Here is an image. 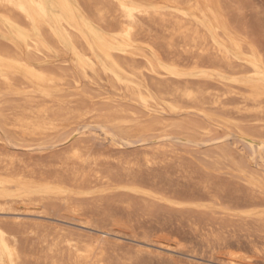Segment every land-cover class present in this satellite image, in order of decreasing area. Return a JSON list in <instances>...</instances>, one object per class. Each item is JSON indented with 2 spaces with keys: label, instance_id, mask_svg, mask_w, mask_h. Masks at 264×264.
<instances>
[{
  "label": "bare ground",
  "instance_id": "6f19581e",
  "mask_svg": "<svg viewBox=\"0 0 264 264\" xmlns=\"http://www.w3.org/2000/svg\"><path fill=\"white\" fill-rule=\"evenodd\" d=\"M80 1L93 11L91 16L79 5ZM232 36L211 0H0V215H18L17 203L33 201L34 197L51 207H60L61 212L76 215L79 210L73 201L79 200L81 204L82 199H90L94 194L97 198L108 193L113 196L114 183L128 182L141 167L150 175L156 171V176L159 170L164 175L160 172L162 177L137 181L149 174L141 171L144 176H140L139 171L140 177L129 182L137 186L136 194L145 207L158 205L168 193H174L172 175H167V169L176 165L174 171L186 173L188 163L190 166L194 160L191 151L177 153L176 141L202 147L235 134L243 147L250 150L251 157L255 156L254 168H249L251 165L244 157L235 158V162L223 145L219 149L218 143V149L199 152L200 157L196 158L201 162V174H230L244 182L251 194L243 202L238 197L241 205L237 207V200L232 201V194L224 193L228 189L225 186L224 190L221 182L223 186L217 194L211 195V190H215L211 182L214 175L209 186L201 181L207 199L198 208L204 215L217 218L227 214L254 217L264 227V62L240 37L237 40ZM91 131L108 134L119 140L121 146H135L140 151L125 160H116V154L113 159L112 155L95 153L86 140ZM29 141L50 150H64L62 167L54 170L46 165L54 170L51 174L49 169H42L43 172L36 165L41 172L26 170L16 152L24 148V143L26 149ZM57 153L61 157L60 151ZM51 156L53 161V153ZM23 161L26 165V159ZM103 164L119 168V180L116 174V179L111 175L113 180L103 174ZM227 167V172L222 171ZM97 185L112 189L96 191ZM23 188L36 193L25 198L18 196L16 192ZM45 212L48 214L49 207ZM120 224L122 227L123 223ZM89 225H84L91 231L90 242L84 249L76 248L70 243L72 240L67 241V248L74 251L66 254L65 263H60L56 261V248L50 244L46 264H99L102 258L97 253L105 250L106 235L114 237L113 242L126 238L127 232L121 235L120 229L118 233V229L100 230L97 224ZM9 227L0 228V264H26L22 243L16 230L12 232ZM139 227H127L132 235L142 236L133 239L139 252L159 256L173 251L169 244L175 236L168 244L161 235Z\"/></svg>",
  "mask_w": 264,
  "mask_h": 264
},
{
  "label": "rangeland",
  "instance_id": "374dc122",
  "mask_svg": "<svg viewBox=\"0 0 264 264\" xmlns=\"http://www.w3.org/2000/svg\"><path fill=\"white\" fill-rule=\"evenodd\" d=\"M211 1L214 4V6L217 10V13L219 14V17L223 21V24L227 28L229 34L231 36L233 35L232 37H234V38L237 37L236 38L237 40H240V38H241L240 41H243L248 48L255 50L253 52L255 53L256 56L258 55L257 58H259L260 62L261 63L264 62V0H211ZM79 5L84 7L83 9L86 8L87 10L86 9L85 10L87 11V13H89L88 16H91L90 14L93 13V11L91 9H89L87 6H84V4H82V1H80ZM217 5H218V7H216ZM218 10H219V12H218ZM238 37H240V38H238ZM243 121H244V123L247 122L246 119H244ZM230 131H233V130H230ZM232 134H233V132H232ZM234 135L232 136V138L231 137L221 138L223 140L218 139L215 142L205 144V146L204 145L202 147L200 146L201 148L199 146H195V145H191V144L186 145V144H183L181 142L176 141L177 143L176 142L174 143V146L176 148L175 147L174 148L179 149V151L177 150L178 154H184L185 152L189 153L190 151H191V154L193 153L192 155L194 156V160L190 163V166L188 163V165H187L188 169L186 172V173H190V174H188V176L190 175L191 177L187 178L186 173H182V172L180 173L179 172L180 174L184 175L182 177V175H180L178 173V169L174 171L173 169H176L175 168L176 165H173L172 169L171 168L169 170L167 169V171H168L167 175L169 173L172 175V177L170 176V178L173 179L172 182L174 184H172L173 186H172L171 190L174 193H171V192H170V194L168 193L165 197L164 202L158 203V205L154 204V205H156V207L153 204L151 205L150 203H149L150 205L147 203L146 205H149V206L145 207L144 206L145 204H143L142 201H140L141 199H139L138 195L136 194L137 186H135L129 182L133 181L134 179L136 180V178L138 179L140 176H144L145 173H147V174L149 173L148 178L146 177V174H145L144 179H143V177H140L141 179H138L137 181L146 182L145 180H147V179L150 180V177L154 176L157 178V175L162 177V175H163L162 171L159 170V173L161 172L162 175L161 174L159 175V173L157 172L158 174H156V176H155L156 171H154V173L152 172L150 175V172H147L144 169V167H141L142 170L139 169L138 171L134 172L135 174L133 173V177L130 176L131 180H129L128 182L122 181L120 183V181H119L118 184L114 183L113 188L116 189V191H115L116 193L113 196H112V194L110 195L108 193V194L101 196V198H100V196H98V198H100V199H98L97 196H95L96 194H94V195H91L90 199H86L87 201L82 199L83 202L81 200V204L78 202L79 200L73 201V203H74L73 206H76V209L79 210V211H77V213L78 212L80 213L82 211L81 214L75 213L77 216L72 215L71 213L66 212L64 210L61 212V210L59 209L60 207H58V206H54L55 209H53L54 207H51L49 204L47 205L46 203L40 202L34 197L33 201H28V199H27V201H24L22 203L21 202L17 203L15 214L18 213V215H0L1 216L0 220L6 221L4 223L2 222L3 225H2V223H0V228H6V230H7V227H9L8 224H10L12 226H10L8 230H12V232H14L16 230L15 231L16 236L19 239L20 243H22L20 245H21V249L23 248L22 252L26 257V264H27V262L29 264H40V263L46 264V262L48 261V258H46V257L50 256L49 255L50 252L47 249L48 246L50 247V244H51V246L54 247V249L56 248L55 249V253H56L55 256H57V259H58L57 260L55 257L56 261H58L60 263H62V262L65 263L66 262V256H68L69 254H73V251H74V248H71V250H69V248H67V246H68L67 241L72 240L70 242L72 245H75L76 248L84 249L85 246L90 242V240H88V238L90 235L89 232H91L90 230H87V228H85L84 225H89L92 222L94 225L97 224V228H100V230H110V229L116 230V229H118V230H116V232H118L120 229L121 232H123V233H121L119 231L121 235H124L127 232L125 234L126 238H122V239L120 238L119 239L120 242L119 241L113 242L115 240H114V237H112V236L106 235V238L105 239L103 238L104 239L103 250L105 248V250H104L105 252L101 251V252L97 253V257H99L100 259L102 258L101 259L102 263H99V264H107V263L108 264H116V263L117 264H186V263L187 264H264V227H262V225H260V223L255 222L254 217L240 218L237 214H234V215L227 214V215L220 216V218L218 216V218H217V217H213L210 214L204 215L200 211V209L198 208V205L207 199V196L205 197V195H204V186H203L204 183H205V185L209 186V184H211V182H213L212 185L214 184L213 189L215 188V190H211L212 189L211 188L212 185H211L210 190H211V192H213V193H211V195L217 194L216 193L217 189L219 187H222L224 184V187H223L224 190L226 187L229 190V192H227L228 190L226 189L227 191H225L224 193L228 194V195L232 194V196L234 197V199L232 201L237 200V202H238V203H236V204H238L237 207L241 205L240 201L242 200L241 202H243V200L245 198H247L245 196H248L250 193L249 189L246 186H244L245 185L244 182L239 181L238 179H236L237 180V182H236V180L230 174L224 175V176H222L223 174L222 175L220 174L218 176L216 172L212 173V176L216 175L213 177V179L216 182V183H214V180L211 181V179H212L211 175L210 176L208 175L209 177H206L205 174H201L203 172H201L199 169V166L201 165V162L197 159L198 157H200L199 152H200V154H201V152H211L212 150H215L216 148L218 149L219 144H221L219 146V149L220 148L222 149V147H223V150L230 152L234 159L235 158L240 159V157L242 159L245 158L244 160L246 161V163H250V165H251L249 168L250 169L254 168L253 161L255 160V156H253L254 158L251 157L252 154H251L250 150H248L247 148H244L242 143L239 142V140L236 139L237 137ZM86 137H87L86 140L87 141L89 140L88 144L91 146V148L93 149V151L95 153H96V151L97 152L99 151L100 153H102V155L104 153V156L105 155H107V156L112 155L110 157H113V159H114L113 154L114 155L116 154L115 155L116 160L118 157H120V158H118V160L119 159L125 160L127 158L131 159L132 154H133V158H134L137 155L136 152H138V150L140 151V149H136L135 146H126V145L121 146L122 143L119 140H117L118 141L117 142L115 138L109 136L108 134H104L103 132H100V131L88 132ZM224 141H226V142H224ZM34 142L35 141H31V143H30V141H29V143L27 142L28 144L26 143L27 144L26 149H25V143H24V146H22L24 148H20L16 152L18 154L17 158L21 162V166H25L26 170L32 169V170H36L38 172H41L43 170L45 171V169H49L48 170L49 172L47 170L46 171L50 174L55 169L57 170V167H59V166H60L59 168L62 167L63 162H61V161H63V160H61V159L64 156V153H65L64 150H60V149H57L56 151H54V149L50 150L48 148H44L42 145L41 146L39 144L36 145V143H34ZM217 143H218V145H217ZM222 143H224V144H222ZM93 146H94V148H93ZM193 146H195L196 148ZM117 148L120 150V152H122V154L119 152V150ZM197 148H199V149H197ZM116 150H118V153H116ZM185 150H187L188 152ZM58 151H60L61 157L60 156L58 157V153H57ZM182 151H184V152H182ZM51 153H53V156H54L53 158H54V160L56 159L55 161L54 160L52 161ZM54 153L55 154L57 153V155H55ZM239 154H241V155H239ZM45 156L46 157L49 156V157L46 158ZM126 156H127V158H126ZM21 158H23V160L26 159V165H28L29 168H28V166L25 165V161L21 160ZM251 158H252V160H251ZM197 160H198V163H197ZM27 161L29 163H27ZM234 161L237 162L236 159ZM42 163H43V166H42ZM35 165L38 168H40L41 171H40V169H37ZM46 165H48L49 167L51 165L50 168L54 169V170H50V168L47 167ZM106 165L103 164L101 166L102 170L100 168V171L103 174L110 176V179L112 177H113V179L114 178L116 179L118 177L119 172L121 174V171H119L118 170L119 168H116V166L109 165V164H108V166H106ZM103 167L105 168V170ZM227 169H228V167L225 169L223 168L222 171L224 170L225 172H227ZM197 170H198V172H197ZM139 171L140 172L146 171V172H144V174H143V172H141L143 174L142 175L141 173H139ZM106 172L107 173L111 172V173L107 174ZM115 172H117V173H115ZM256 172H257V174L258 173L260 174L261 171L257 169ZM138 173L140 174L139 177L137 176ZM113 174H116L117 177ZM176 174L178 176L180 175L182 178L180 176L176 178V176H177ZM111 175H113V176L111 177ZM184 177H186V178H184ZM219 177H221V178L223 177L224 179H221ZM119 178L120 177H118V180H119ZM178 178H180V179H178ZM202 178L205 180L203 181ZM113 179H111V180H113ZM207 180L209 182L210 181L211 182L208 183ZM201 181L203 182V184ZM221 182L223 184H221ZM206 183H208V184H206ZM233 184L236 186H234ZM244 187H245V189H244ZM98 188H99V190H97ZM101 188L112 189L110 186L105 187V186H100V185L95 186L94 189L96 191H100ZM231 189H233V191ZM246 189H248V190H246ZM230 192H233V193H230ZM16 193L18 194V196L25 198V196L33 195L36 192L33 190H30V189H27V188H23V189H20L19 191H17ZM184 195H185V197H184ZM189 197H190V199H189ZM238 197H240L241 199H239ZM105 199H107V200H105ZM192 199H194V200H192ZM238 199L240 201H238ZM90 200H91V202L89 203ZM121 201H122V204H120ZM41 204H42V207H41ZM124 204H125V206H124ZM77 205H79V208H77L78 207ZM115 205H116V208H115ZM185 206H186V208L188 207L189 209L188 208L186 209ZM190 206H191V208H190ZM23 207H26V209ZM48 207H49V212L47 214V212H45V210L47 211ZM147 207H149V208H147ZM43 208H44V213L42 212ZM242 209L247 210L248 208H246V209L242 208ZM237 210L239 211V208ZM54 211L57 213H55ZM59 212H61V213H59ZM58 213L61 215L63 213L64 217H63V215L61 216ZM65 214H67V216ZM85 214L88 218L90 217L89 219H92V218L93 219L91 221L88 220V218L85 216ZM58 215L61 217H59ZM14 216H16V217L13 219ZM74 216L76 217V219L72 220L74 218ZM68 217H71L72 219L68 218ZM84 217H86V218L84 219ZM108 217H110V218H108ZM97 218H99V219L97 220ZM82 219H84V220H82ZM103 219H104V222L100 221ZM75 220H79L80 223H78ZM86 220L90 221V223L88 221L86 222ZM110 220H114V221L112 222ZM14 221H16V223ZM99 221L103 222V223L101 224ZM10 222H12V223H10ZM27 223L29 225H27ZM114 223L116 226H114ZM120 223H123V225H125V227H123V225H122V227H120L121 226ZM124 223H127L130 226H131V224H133V226L136 225V228L139 227V225H140L139 228H141V229L151 231V233H155L157 235L159 234L163 237L162 241L166 242L168 244L171 241L172 236L173 237L175 236L173 238L175 240L172 239V241L169 244L170 248L173 251H169V252L165 251L164 254H159V256L147 254V253L142 252V251L139 252L140 248H138L137 243L135 241H133V239L139 240L142 238V236L135 234V236H136L135 237L134 234L132 235L128 230V228L130 226H127ZM5 224H7L6 225L7 227L5 226ZM35 224H36V227H35ZM39 224H42V225L38 226ZM93 224H90L89 226H92ZM118 224H120V225L117 226ZM94 225L92 227H96ZM103 225H104V227H102ZM23 229H25L26 232H23L22 231ZM28 229H29V231H27ZM122 229H124V230H122ZM164 229L167 231L169 229V231H172L173 233L164 231ZM194 230H195V232H194ZM211 231H214V232L211 233ZM23 233L26 236V238L24 237ZM25 233H27V234H25ZM56 233H58V234L55 235ZM60 233H61V235H60ZM63 233H65L66 235ZM17 234H19V235H17ZM31 234H33V235H31ZM62 234H63V236H62ZM69 234L72 236H69ZM79 234H80L81 238H80ZM82 234L85 236H82ZM98 234H100V232ZM168 234L170 235L169 237H171V238L168 237ZM51 235L53 237H51ZM67 235L70 237L69 239H68ZM127 235L128 236L130 235V237H128ZM59 236H62V237H59ZM72 237H74V241H73ZM27 238H28V240H27ZM44 238H46V240ZM53 238H54V241H53ZM112 238H113V241L111 240ZM211 238L213 239V241H211L212 240ZM107 239H109V240H107ZM37 240H39V241H37ZM43 240H44V243H43ZM57 240H59V243ZM49 241H50V243H49ZM174 241H176V242H174ZM25 242H26L27 246H26ZM78 242H79V244H78ZM173 242H174V244L172 245ZM75 243H77V244H75ZM41 244H42V246H41ZM54 244H56V246H54ZM58 244H59V246L61 244V246L59 247ZM81 244H82V246H81ZM107 244H108V246H107ZM59 248H60V250H59ZM137 248H138V250H137ZM24 249H25V251H24ZM46 249H47V251H46ZM63 250L65 253L63 252ZM66 250H69V251H67V253H66ZM43 251L46 253H42ZM62 252L64 254H62ZM66 254H68V255H66ZM60 255H61V257H60ZM35 260H37L39 263L35 262ZM42 260L44 263L42 262Z\"/></svg>",
  "mask_w": 264,
  "mask_h": 264
}]
</instances>
